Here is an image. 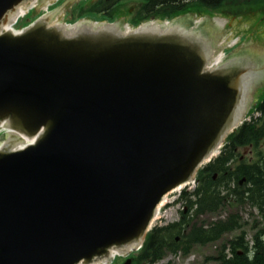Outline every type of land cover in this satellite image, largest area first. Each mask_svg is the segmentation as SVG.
I'll list each match as a JSON object with an SVG mask.
<instances>
[{
	"label": "water",
	"instance_id": "water-1",
	"mask_svg": "<svg viewBox=\"0 0 264 264\" xmlns=\"http://www.w3.org/2000/svg\"><path fill=\"white\" fill-rule=\"evenodd\" d=\"M30 1L0 0V264L127 256L249 111L264 55L209 68L202 19L54 24L66 2L5 30Z\"/></svg>",
	"mask_w": 264,
	"mask_h": 264
},
{
	"label": "trees",
	"instance_id": "trees-1",
	"mask_svg": "<svg viewBox=\"0 0 264 264\" xmlns=\"http://www.w3.org/2000/svg\"><path fill=\"white\" fill-rule=\"evenodd\" d=\"M129 0H81L76 3L68 19L76 22L82 18L97 17L112 20L123 4ZM264 0H145L128 19L133 26L141 22L159 18L171 19L187 12L204 13L205 9L219 11L223 9L235 14L251 8L264 13L258 5ZM23 24V25H22ZM29 23L20 22L26 26ZM264 115V101L257 104ZM264 116L262 120L244 123L230 134L221 154L202 168L197 176L198 187L193 192L183 190L182 198L186 200L188 212L182 211L178 222L153 228L142 247L132 256V264H154L169 252L182 250L188 254L195 245H206L222 239L227 233L242 227L238 214L206 224L197 222L200 215L216 213L226 204L242 205L249 203L264 215ZM250 145L254 146L258 161H239L240 151ZM234 161L233 165L229 164ZM218 173V179L213 175ZM232 182L235 187H232ZM196 220V221H195ZM217 264H264V230L257 232L251 241L246 240V233L224 242L217 254L212 256Z\"/></svg>",
	"mask_w": 264,
	"mask_h": 264
},
{
	"label": "rangeland",
	"instance_id": "rangeland-1",
	"mask_svg": "<svg viewBox=\"0 0 264 264\" xmlns=\"http://www.w3.org/2000/svg\"><path fill=\"white\" fill-rule=\"evenodd\" d=\"M78 1L79 0L65 1V5L58 13L57 21L59 23L70 22L68 17L70 16V12L73 6ZM144 1L145 0L127 1L126 5L123 4V6L119 10H117L116 14L122 15V17L120 16L118 20L126 21L137 10L140 3H143ZM258 7H260L262 11H264V4L258 5ZM130 10L132 13H129ZM204 12L207 14V21H209V25L212 28L215 26L214 23L217 20H223L225 22V26L221 27L218 34L219 37L216 44V53L220 51L223 45L229 44V42L232 40L239 39L241 40V43L236 50L244 48L250 50L251 52L264 55V13H260L257 10H252L251 8H248V10L243 9V12H240L239 14H235L232 11H227L226 15L223 9H220L217 12L211 9H205ZM39 14L40 12L38 10L32 9L29 16H27L23 20V22L30 23V21L36 19ZM100 17L101 16L97 17V19H103ZM211 17L215 18L212 19ZM19 27H15L16 30L21 29ZM254 101H264V83L257 88L254 94ZM241 153L246 154V150L242 149ZM184 189L189 192L191 190V188L188 186L184 187ZM169 197L175 199L174 204L180 206V210L179 214L172 217V220L166 219L163 220V223L178 221L180 212L186 207V200H180L178 192L171 194ZM230 214H238L240 216L242 224V227L240 229L236 230L235 232L225 234L222 239L217 242L209 243L206 245H195L187 255L184 254L183 251H179L177 254H171V256L173 257L172 259H168L167 257L169 255H167L158 264H217L215 260L211 259V257L217 254L218 249L224 242L233 238L235 235L240 234L241 231H244L246 233V240L251 241L252 237L257 232H259L260 230H264V215L258 210V208L249 203H245L242 205H233L226 203L216 213H205L200 215L197 219V222H204L206 224H209L216 220L224 219ZM123 263L124 257L119 256L113 264Z\"/></svg>",
	"mask_w": 264,
	"mask_h": 264
},
{
	"label": "flooded vegetation",
	"instance_id": "flooded-vegetation-1",
	"mask_svg": "<svg viewBox=\"0 0 264 264\" xmlns=\"http://www.w3.org/2000/svg\"><path fill=\"white\" fill-rule=\"evenodd\" d=\"M204 26L216 37V34H217V29L216 28L209 29V26L206 23H204ZM259 102L261 103L263 101L256 102V101H254V96H253V105L252 106H255ZM263 116L264 115L261 112L260 114L257 115V117L252 122H255L257 120H262ZM261 147L264 148V139L262 140ZM244 150H246V154L241 153L239 161L254 162V161H258L259 160V156L255 153V149H254L253 145L245 147ZM233 163H234V161L232 160L229 164L233 165ZM217 179H218V173L213 175V180L215 181Z\"/></svg>",
	"mask_w": 264,
	"mask_h": 264
},
{
	"label": "bare ground",
	"instance_id": "bare-ground-1",
	"mask_svg": "<svg viewBox=\"0 0 264 264\" xmlns=\"http://www.w3.org/2000/svg\"><path fill=\"white\" fill-rule=\"evenodd\" d=\"M24 11H25V8H21L20 13H21V12H24ZM217 21H218V23H219L220 26H224V21H223V20H217ZM53 23H54V24H59V23L57 22V20H55ZM11 25H12V24L7 25L6 28L12 30ZM21 146H22V145H18V148H20ZM157 218H158V215H157Z\"/></svg>",
	"mask_w": 264,
	"mask_h": 264
},
{
	"label": "built area",
	"instance_id": "built-area-1",
	"mask_svg": "<svg viewBox=\"0 0 264 264\" xmlns=\"http://www.w3.org/2000/svg\"><path fill=\"white\" fill-rule=\"evenodd\" d=\"M169 209L168 210H164L163 211V215H165L166 213H168ZM161 213V210L159 211Z\"/></svg>",
	"mask_w": 264,
	"mask_h": 264
}]
</instances>
